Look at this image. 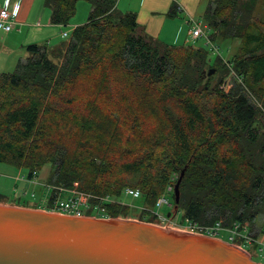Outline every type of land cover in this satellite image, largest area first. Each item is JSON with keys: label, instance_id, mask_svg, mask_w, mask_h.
<instances>
[{"label": "trees", "instance_id": "trees-1", "mask_svg": "<svg viewBox=\"0 0 264 264\" xmlns=\"http://www.w3.org/2000/svg\"><path fill=\"white\" fill-rule=\"evenodd\" d=\"M79 1L90 9L68 41L28 44V56L0 72V162L24 168L26 180L49 164V201L75 189L106 217L129 218L117 199L138 189L131 218L149 223L184 170L181 223L251 230L259 219L264 229V0L261 17L259 0L208 4L210 50L238 41L231 58L212 61L202 46L152 37L116 0H44L50 22L68 25ZM176 10L172 2L166 15Z\"/></svg>", "mask_w": 264, "mask_h": 264}, {"label": "water", "instance_id": "water-1", "mask_svg": "<svg viewBox=\"0 0 264 264\" xmlns=\"http://www.w3.org/2000/svg\"><path fill=\"white\" fill-rule=\"evenodd\" d=\"M183 173L173 186L166 217L178 211ZM0 264L262 263L242 247L207 235L136 219L73 216L0 202Z\"/></svg>", "mask_w": 264, "mask_h": 264}, {"label": "rangeland", "instance_id": "rangeland-1", "mask_svg": "<svg viewBox=\"0 0 264 264\" xmlns=\"http://www.w3.org/2000/svg\"><path fill=\"white\" fill-rule=\"evenodd\" d=\"M167 1L162 0L161 4H164ZM211 1L212 0H181V2H178L180 4L179 6L183 7L184 10L179 11V12L176 10L177 13L175 15H173L172 17H167L168 18L167 20H171V24L169 26L164 27V33L161 34L158 39L168 44L174 43L176 45L188 44V45L202 46L204 49H207L210 51L209 56L211 58V61L216 57V55H219L225 60L231 58V56L236 50V47L238 44L237 40L225 41L222 43L215 42L214 45L215 47H217L218 50H214V51L210 50V45L206 44V39L204 37V34H205V31H207L206 24L208 21V17L205 14V10ZM125 2H126L125 7H127L129 11H133V12L138 11L137 7H138L139 0H125ZM116 4L119 10L123 9V3H120L118 5V1H117ZM89 9H90V5L87 1H79L76 6V13L69 22L70 25L64 26V27L63 26L58 27V30L56 33L57 38L52 40L51 43L55 44L56 42L60 40L67 41L70 37L71 25H73L74 23H77V25L84 23L87 18ZM158 9H160L159 11H163V9L165 8H163V6H159ZM255 10H256L255 13H257L261 17L263 13V10L261 7V0L257 2ZM39 11H40L39 17L35 18L34 20L35 21L39 20L40 23H43L42 16H47L49 18V15H50V11L47 7H45L43 0L39 6ZM145 13L141 14L139 17V20L141 23L144 20ZM156 18H159V17H154V19ZM189 19L199 22V25L201 26L203 30V35L201 37L197 39L190 38L188 34L189 29H190V24L186 23V21ZM63 32H66L68 34L67 37L64 38L60 36V34H62ZM179 33L181 34L180 35L181 38L180 39L175 38V35ZM6 34H12V33H5L2 30H0V40H1V36H5ZM184 37H187L188 40L185 41ZM47 46L51 48L50 45H47ZM23 52H25L24 49L14 50L8 53L1 50L0 52V72L13 71L16 66V63L23 56ZM49 54L50 55L52 54L51 57L54 58L55 60H58V56H55L53 52L49 51ZM201 85L203 86L204 83H202ZM53 172H54V169L49 164L44 165L37 174V184H34L32 188V191H34L35 196L33 197V196H30L29 194L26 196V194L23 192L19 193V190H21V188L23 189L22 185H23L24 180L22 177L26 176V170L24 168H18V167H15L14 165L0 162V201L7 203V204L13 203V204H18V205L37 207L35 209H43L45 205H44V202L42 201L41 194L39 193V191L41 190L44 182L48 183V179L52 177ZM28 188H29L28 186L25 187L26 191L29 192ZM29 193H31V190ZM60 197L65 198L66 194L64 192H60ZM117 200L129 206V210L127 214L129 216L128 219H133L131 217H135L138 215V211L140 208L138 199L133 198L132 196L126 195L123 192L122 195ZM168 200L169 202L171 201V203L173 204L172 198L168 197ZM168 211H172V207L169 206L168 204H164L158 209V212L162 214L163 216H166V213ZM84 215L86 214L84 213ZM90 216H94V214ZM166 218L167 220L168 219L171 220L169 224L162 223L158 219L153 220V223L159 226H163V227L179 229V224L181 223L180 221H183L182 212L180 210L177 211L176 215L173 218H169V217H166ZM255 221L259 223V219H256ZM220 239L227 241V235L225 232L220 236ZM243 249L250 253L251 258L254 261L262 262L264 264V258L260 256L261 253L258 250L257 244L256 245L244 244ZM262 254L264 255V252Z\"/></svg>", "mask_w": 264, "mask_h": 264}, {"label": "crops", "instance_id": "crops-1", "mask_svg": "<svg viewBox=\"0 0 264 264\" xmlns=\"http://www.w3.org/2000/svg\"><path fill=\"white\" fill-rule=\"evenodd\" d=\"M117 1H118V5L120 3H123V9L121 11H129V9L125 7L126 6L125 0H116V3ZM4 2L5 0H0V6H2ZM41 2L42 0H9L8 9L13 17V25L12 28L5 33H12V34H6L7 36L6 35L1 36L0 52L1 50H3L6 53H8L10 51L24 49L25 52H23V56L19 59V60H24L28 56V52L25 50V46L28 44L41 45L45 43L47 45H50L51 47L50 49H54L60 47L62 43L65 42L63 40H60L55 44L51 43L52 40L57 38L56 33L58 27L63 25L52 24L47 16H42L43 23H40L39 20L37 21L34 20L40 15L39 6ZM161 2L162 0H139L137 7L138 11L135 10L136 11L135 13L137 14V22L140 25H142L144 30L149 35L155 38H159V36L164 33V27L169 26L171 24V20H167L168 19L167 17H172V16H168L166 15V13L169 10V7L172 4V2H174L177 5V8H179V10L177 9L178 12L184 10V8L179 6L180 4L178 3L181 2V0L180 1L169 0L164 4H161ZM159 6H163V8L165 9H163V11H159L160 10L158 9ZM143 13H145V17L141 23L139 17ZM154 17H159V18L154 19ZM69 25L70 24L65 26H69ZM76 25L77 23L71 25L70 32ZM180 35H181L180 33L175 35V38L180 39L181 38ZM60 36L64 38L67 37V36H63L62 34H60ZM184 39L185 41L188 40L187 37H184ZM33 185L34 184L28 182L27 180L26 181L24 180L22 185L23 189L21 188V190H19V193L23 192L26 194V196L28 194L31 196V194L34 193V191H32ZM26 186L29 187L28 190L29 192L31 190V193L26 191L25 189ZM50 192H51L50 187L47 185V182H44L41 190L39 191L42 200L47 198L50 195ZM66 196L68 195L66 194ZM9 204H13V203H9ZM13 205L33 208L31 206H24L18 204H13ZM261 226H262V222L260 220L259 223H257L256 221L254 222V228H252L251 230L249 229L251 225L250 224L247 225L248 231L250 232L251 235H253L256 238V242H264V229H262ZM256 242L250 245H256L257 244Z\"/></svg>", "mask_w": 264, "mask_h": 264}, {"label": "built area", "instance_id": "built-area-1", "mask_svg": "<svg viewBox=\"0 0 264 264\" xmlns=\"http://www.w3.org/2000/svg\"><path fill=\"white\" fill-rule=\"evenodd\" d=\"M9 0H5L4 4L0 6V30L3 32H8L13 25V17L8 9ZM179 10V8H177ZM187 23L190 24L189 36L192 39H197L203 35V30L199 25V22H196L192 19L187 20ZM63 36H67L66 32L62 33ZM206 44L210 45L208 40H206ZM23 180L26 181L24 177ZM32 184H37V176H34L31 179L27 180ZM51 189V187H50ZM173 186H168L167 191H172ZM69 194L65 198L60 197V193L51 201H49V196L42 200L44 202L45 207L44 210L59 212L63 214L73 215V216H83L87 209H93L98 215H94L96 217H106L101 215L103 213V208L98 205L91 206L89 203V195L83 192L77 191L75 189L68 190ZM126 195L132 196L133 198H138L140 192L138 189L126 188L124 190ZM34 196V193L31 194ZM105 201H112L113 199L106 196L102 198ZM168 204L172 206V203L169 202L168 197L166 195H162L157 198L155 203V209L153 210V214L156 216L162 223L169 224L170 219L167 220L166 216H163L158 212V209L164 205ZM101 215V216H100ZM179 229L188 231L191 233H197L202 235H207L215 238H219L225 232L227 235V241L236 246L242 247L244 244H252L256 242V238L250 234L248 231L247 224H242L240 222H233L232 226H224L220 222H215L214 224H199L197 222H192L189 220H185L184 222L179 224ZM237 242V243H236ZM258 245V250L261 253L260 256L264 258L262 254L264 252V242H256ZM263 264V263H262Z\"/></svg>", "mask_w": 264, "mask_h": 264}]
</instances>
